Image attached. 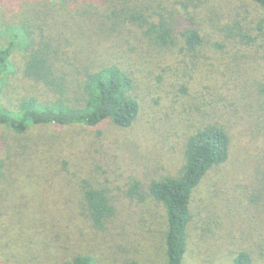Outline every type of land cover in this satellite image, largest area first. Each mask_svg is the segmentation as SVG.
Instances as JSON below:
<instances>
[{"label": "rangeland", "instance_id": "rangeland-1", "mask_svg": "<svg viewBox=\"0 0 264 264\" xmlns=\"http://www.w3.org/2000/svg\"><path fill=\"white\" fill-rule=\"evenodd\" d=\"M137 41L134 49L124 43L131 56L109 45L95 55L133 79L139 111L130 126L106 119L18 137L0 131L5 150L26 153L0 182V264H66L75 254L98 264H164L165 209L148 186L180 173L186 138L208 123L225 128L231 151L193 190L182 264H232L240 249L264 264V48L228 41L218 58L205 48L194 57L178 45L144 53ZM88 187L113 206L101 227L83 203Z\"/></svg>", "mask_w": 264, "mask_h": 264}, {"label": "trees", "instance_id": "trees-1", "mask_svg": "<svg viewBox=\"0 0 264 264\" xmlns=\"http://www.w3.org/2000/svg\"><path fill=\"white\" fill-rule=\"evenodd\" d=\"M128 35L136 44L138 39L145 43L140 46L144 53L149 47L161 52L178 45L194 57L204 48L215 50L218 58L228 41L264 48V0H0V131L18 137L33 127H94L106 119L130 126L139 111L130 93L133 79L116 62L95 56L99 45L110 46L118 57L131 56L124 43L137 46ZM23 83L29 89L21 92ZM10 150L0 145V182L26 154ZM230 151L225 128L203 124L186 138L180 173L150 182L149 195L165 209L164 264H182L193 190ZM83 203L98 227L113 214L101 189L86 188ZM253 263L246 249L232 261ZM66 264L98 263L90 254H75Z\"/></svg>", "mask_w": 264, "mask_h": 264}]
</instances>
